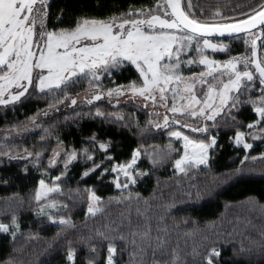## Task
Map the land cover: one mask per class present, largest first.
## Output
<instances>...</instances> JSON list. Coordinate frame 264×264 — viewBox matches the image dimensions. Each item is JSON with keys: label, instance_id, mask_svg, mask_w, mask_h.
Wrapping results in <instances>:
<instances>
[{"label": "snow or ice", "instance_id": "1", "mask_svg": "<svg viewBox=\"0 0 264 264\" xmlns=\"http://www.w3.org/2000/svg\"><path fill=\"white\" fill-rule=\"evenodd\" d=\"M54 2L0 0V110H15L31 97L49 98L47 107L38 109L27 123L7 129L5 142L12 133L20 135L41 128L37 117L59 111L60 105L73 112L71 117L64 115L65 122L71 119L78 125L87 118L114 125L117 131L126 129L141 141L129 158L114 162L110 150L116 144L112 137L102 140L93 131L76 149L43 128L41 142L54 139L55 145L30 201L35 216L58 227L55 240L66 237L69 229L76 230V223L61 214L69 205L60 197L66 195L74 201L86 195L85 228L90 219L95 222L103 213L104 201L95 189L86 187L81 193L79 188L93 175L103 182L111 174L108 183L118 195L110 197L109 202L130 205L141 199L134 187L151 174L140 168L142 158L152 168L172 160L176 173L186 174L199 166L210 169L216 149L223 148L218 143L221 128L235 129L228 137L229 143L243 149L240 166L226 173L224 179L252 175L255 169L245 171L248 162H264V151L259 156L250 155L252 141L264 142V0L237 5L238 10L233 9L230 15L217 6L210 16H205L203 8L197 15L192 0H151L149 4L130 3L119 10L107 7L106 0H80V7H72L71 0H62L56 12ZM224 37L242 40L244 51L232 55L230 43L221 39ZM217 54L227 58L217 59ZM118 76H125L126 82L117 83ZM85 83L81 96L78 86ZM121 97L137 107L151 109L143 125L115 110ZM105 100L112 111H104L96 103ZM80 105L88 106V110L77 111ZM246 106L254 116L243 124L237 114ZM152 134L166 136L167 143L162 147L144 143ZM42 155L40 151L25 148L21 152L7 143L0 144V163L25 161L38 168ZM27 163L21 169L25 174ZM76 163L85 167L77 187H68L66 193L64 181ZM49 169H57L59 174L50 175ZM45 175L50 183L43 178ZM0 182L8 183L2 178ZM248 203L264 210V205L252 197ZM174 207V203L163 205L155 226L147 210L137 209L135 226L130 216H122L119 221L89 228L76 241L86 251L83 264H190L189 255L191 264H221L219 238L204 246L203 252L193 248L183 255L179 244H171L165 221ZM0 234L15 244L21 234L15 214L9 222L0 221ZM261 237L255 250L243 243L233 247V256L248 261L253 256L264 259V233ZM25 238L36 239L37 234L28 233ZM72 244V240L67 241L63 258L66 264L76 262L77 250ZM48 248L56 250L54 244Z\"/></svg>", "mask_w": 264, "mask_h": 264}, {"label": "trees", "instance_id": "2", "mask_svg": "<svg viewBox=\"0 0 264 264\" xmlns=\"http://www.w3.org/2000/svg\"><path fill=\"white\" fill-rule=\"evenodd\" d=\"M62 0H55L53 11H58L57 5ZM85 3L88 0H84ZM254 0H192L197 15L200 9H204L205 16H210L217 6L225 14H232L237 5L245 6ZM134 3L149 4L151 0H106L107 7H114L117 10ZM72 7H80V0H71ZM238 10V9H237ZM101 11H104L102 9ZM230 53L239 54L244 51L242 40H229ZM217 59H226L224 54H217ZM127 75V74H126ZM125 76H118L117 83H125ZM108 81L105 80V84ZM86 83L78 86L83 94ZM75 94V93H73ZM49 98L31 97L23 104H18L15 110L9 107L0 110V144L7 143L23 152L25 148L30 151H40L43 153L39 167H33L31 163L25 161H4L0 163V178L6 179L7 184L0 182V221L9 222L11 216L15 214L18 218L21 234L18 235L15 244L10 243V237L5 238L0 234V264H66L64 255L66 254L67 241H73V248L77 250L75 264H83L86 255L85 249L78 244L77 237L86 234L89 228L101 227L105 223L121 220L122 216H130L135 226L137 220V209L148 211L152 218L153 226L157 214L164 211L163 205L175 204L165 223L167 224L171 244H179L181 254L191 253L193 248L203 252L204 246L214 243L219 238L223 248L221 253V264H264V259L253 256L251 261L243 257L233 256V247L239 248L241 243L248 248L255 250L259 246L261 233H264V210L254 207L248 203L249 197L254 198L259 204L264 205V162L257 160L255 163L248 162L246 173L250 169H255L252 175H245L239 180H226V173H231L233 169L240 166L239 161L243 158V149L234 148L228 140L230 135H234L235 129L219 130V145L213 154L210 169L204 167L190 168L187 173H176L172 160L152 168L146 158H142L138 163L141 169L149 170L150 175L137 183L133 191L140 194L139 201H132L131 204H116L109 202V198L118 195L115 188L108 183V175L103 182L98 181L93 175L79 184L81 193L86 187L95 189L97 195L103 198V213L93 220H89V227L85 228L84 213L87 207L86 195L77 196L74 201L67 199V196L60 197L69 205L68 209L61 210V214L70 217L76 223V230L69 229L68 235L61 236L60 240H55L58 231L56 225H51L44 217L34 215L30 197L34 194L38 180L41 178V170L47 168V161L55 145L54 139L40 140L43 128H49L54 134L64 141L65 145H71L76 149L81 147L84 136L91 132H98L102 140L112 137L116 147L110 150V154L115 157L114 162H123L130 157L131 150L137 147L141 141L133 136L128 130L117 131L114 125L101 124L91 119H82L78 122L64 121V115H73L72 109L60 105L59 111H52L50 115L37 117V122L42 126L20 135L12 133L7 142L4 140L6 130L13 125H22L28 122V118L34 116L38 109L47 107ZM104 111L113 109L107 101L96 102ZM83 108L88 110V106L80 105L76 110ZM94 110V109H93ZM120 111L126 118L136 119L143 125L147 119V111L142 107H137L133 103L118 105ZM238 119L247 124L254 114L250 106L244 107L237 114ZM243 127V125L241 126ZM146 144H156L161 147L167 143V137L159 134H152L143 141ZM253 148L250 150L251 156H259L264 151V142L252 141ZM179 147V145H177ZM173 157L178 158L176 153ZM100 159V156H97ZM27 163L28 172L21 171ZM85 165L76 163L68 173V178L64 181L65 192L68 187L75 189L80 173ZM50 175H58L57 169H49ZM51 182L47 175L43 177ZM211 190V194H208ZM199 192L200 199H197ZM23 201L21 204L20 201ZM147 201V203H145ZM38 211V209H37ZM43 221V223H41ZM126 223V221H125ZM28 233L37 234L36 239H26ZM230 234V235H229ZM207 237V239H205ZM49 244H54L56 250L48 248ZM13 248L16 251H13ZM190 264L192 257H187Z\"/></svg>", "mask_w": 264, "mask_h": 264}, {"label": "rangeland", "instance_id": "3", "mask_svg": "<svg viewBox=\"0 0 264 264\" xmlns=\"http://www.w3.org/2000/svg\"><path fill=\"white\" fill-rule=\"evenodd\" d=\"M81 96H83V94H81ZM106 101V100H105ZM113 103H115V100L113 101ZM126 103H133L130 100H128L126 97H121L120 98V102L118 105H122V104H126ZM86 106V105H84ZM147 112L151 111V109H145ZM161 112H163V109H160ZM242 148V147H241ZM199 167H203V166H199ZM109 176L111 177V174H109ZM111 179V178H110Z\"/></svg>", "mask_w": 264, "mask_h": 264}, {"label": "water", "instance_id": "4", "mask_svg": "<svg viewBox=\"0 0 264 264\" xmlns=\"http://www.w3.org/2000/svg\"><path fill=\"white\" fill-rule=\"evenodd\" d=\"M221 39H224V40H226V39H229V38H227V37H224V38H221Z\"/></svg>", "mask_w": 264, "mask_h": 264}]
</instances>
